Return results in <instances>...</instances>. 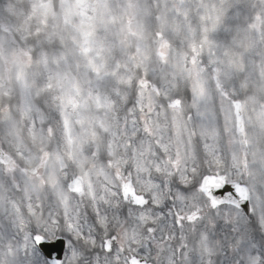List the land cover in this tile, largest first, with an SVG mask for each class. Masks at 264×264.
Segmentation results:
<instances>
[{
	"label": "rangeland",
	"instance_id": "374dc122",
	"mask_svg": "<svg viewBox=\"0 0 264 264\" xmlns=\"http://www.w3.org/2000/svg\"><path fill=\"white\" fill-rule=\"evenodd\" d=\"M86 42L91 48L87 55L82 51ZM193 48L200 53L197 70L206 68L200 73V80L207 106L215 112L212 128L219 131L217 140L224 161L221 165L203 162L208 159L200 153L203 129L195 117L192 121L187 119L193 111L190 88L194 79L189 75ZM216 68L220 69L219 73L214 71ZM262 69L264 0H0V150L6 147L14 164L25 167L28 166L25 160L17 155L23 152L35 166L41 155V150L36 157L31 153V150L38 151L35 143L44 141L43 149L52 153L55 139L62 150L56 148L48 160L45 178L50 183L56 180L64 183L65 169H70L71 174L85 179L84 200L93 191L112 199L111 192L118 179L116 173L123 171L122 164L130 158L129 150L124 148L127 138L122 135L116 138L115 133L123 128V118L142 91L143 102L153 108L149 125L153 136L145 134L136 148L157 144L159 140L160 144H166L168 155H172L179 131L184 140L182 155L191 136L199 156L196 166L200 175L222 173L229 180L248 182L250 178L239 175L231 166L230 153L235 151L239 156L246 142L250 145L249 160L260 168V157H256L253 144H264ZM49 77L54 83L50 91L46 87ZM217 77L230 98L221 97L216 87ZM57 81L65 87L79 88L78 95L75 89L72 92L80 102L71 124L75 138L70 158L75 164L73 167L63 160L68 149L63 142L61 124L55 125L56 137H42L37 130L34 140L28 130L36 115L37 94L41 107L43 100L49 106L60 103L52 99L62 95ZM153 86L159 89V95ZM90 87L93 88L91 96ZM15 95L18 108L14 114L2 102L5 96L15 99ZM176 97L182 99V105L169 108L168 100ZM233 100L242 104L243 138L238 134ZM22 120L29 123L23 131L31 149L28 152L17 130L18 121ZM153 123L156 128L151 126ZM97 149L98 155L93 156ZM109 159L113 162L111 167L107 165ZM15 175L23 179L17 176V171ZM0 177L7 179L1 167ZM2 189L0 184V192ZM20 195L23 204L17 217L10 205L6 211L0 201V233H6L0 239V264H25L24 253L18 249L25 235L33 228L38 230L37 222L26 213L24 194L15 193L14 198L19 199ZM48 230L53 232V226L49 225ZM28 244L31 245L30 240Z\"/></svg>",
	"mask_w": 264,
	"mask_h": 264
},
{
	"label": "snow or ice",
	"instance_id": "6c2138e0",
	"mask_svg": "<svg viewBox=\"0 0 264 264\" xmlns=\"http://www.w3.org/2000/svg\"><path fill=\"white\" fill-rule=\"evenodd\" d=\"M82 51L85 55L91 52L87 42ZM192 51L193 67L189 69V75L194 79L190 88L193 111L189 112L187 119L192 121L195 117L203 129L200 153L208 158L203 162L221 165L224 161L217 140L219 131L212 128L215 112L207 106L204 85L200 80V73L206 68L197 70L200 53L195 48ZM214 71L219 73L220 69ZM141 84L144 86L145 82ZM57 85L62 95L52 99L60 103L49 106L48 101L43 100V107L37 104L36 115L31 119L28 130L34 140L37 129L42 137H56L55 125L61 124L63 142L68 149L66 154L72 158L75 148L72 115L80 108V102L72 92L75 89L78 95L79 88L76 85L65 87L59 81ZM46 87L49 91L53 89L52 77L48 78ZM216 87L222 98H230L229 93L221 87L218 77ZM153 88L159 95V89ZM88 94H93V88L88 89ZM139 97L123 118V128L115 133L116 138L121 135L127 138L124 144L126 151H135L145 134L153 136L149 126L153 108L143 102L142 91ZM36 99H40L39 94ZM182 103V99L176 97L168 100V107L174 109ZM232 104L239 122L240 102L233 100ZM46 108L49 111L46 112ZM76 123L79 124L80 120H76ZM224 131L227 134V126ZM191 135L194 136L195 132ZM176 136L175 155L167 157L171 170L162 184L156 185L157 189L167 192L163 200L156 191L130 200L123 192V185L130 181H126L117 171L121 190L119 193L112 191L111 196H121L123 200H111L103 195L98 200L93 191L88 194L91 203L86 205L83 187L77 186L79 176L69 178L68 173H65L64 183L59 180L50 183L45 178L46 165L52 158L50 151L41 149L39 162L35 166L23 152H18L17 155L28 165L25 167H19L14 162L10 166L8 160L0 155V165L5 166L7 176V179L0 177V184L3 185L0 201L6 211L11 205L15 213L20 214V206L13 197L15 193H23L26 213L37 222L38 230L33 229L25 235L18 249L24 253L25 264H264V168L258 169L257 164L249 160L250 145L245 142L239 156L235 151L230 153L231 166L239 175L250 180L239 185L226 183L209 196L202 191L203 178L197 183L188 182L197 172L199 158L191 136L183 155V133L178 131ZM156 143L159 145L160 141ZM98 152L99 149L92 155L96 156ZM112 163L111 159L107 161L109 167ZM17 168L22 180L16 178ZM257 170L259 175H256ZM155 171L161 172L159 164ZM189 171L191 176L188 175ZM237 187L243 188V193L238 192ZM49 188L52 191L46 193L45 190ZM70 194H75L77 198L74 199ZM23 224L21 214V227ZM49 225L53 226V239L47 238ZM29 240L31 245L28 244ZM125 253L129 255L125 256Z\"/></svg>",
	"mask_w": 264,
	"mask_h": 264
},
{
	"label": "bare ground",
	"instance_id": "6f19581e",
	"mask_svg": "<svg viewBox=\"0 0 264 264\" xmlns=\"http://www.w3.org/2000/svg\"><path fill=\"white\" fill-rule=\"evenodd\" d=\"M255 150L257 152V158L259 157H264V144H256L255 145ZM257 166L259 167V165L257 164ZM258 174V172H256Z\"/></svg>",
	"mask_w": 264,
	"mask_h": 264
}]
</instances>
